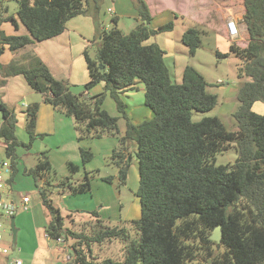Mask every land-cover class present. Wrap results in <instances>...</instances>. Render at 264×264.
<instances>
[{
    "label": "trees",
    "instance_id": "obj_1",
    "mask_svg": "<svg viewBox=\"0 0 264 264\" xmlns=\"http://www.w3.org/2000/svg\"><path fill=\"white\" fill-rule=\"evenodd\" d=\"M16 1L19 9L15 16L0 0V59L6 49L17 54L61 35L67 22L79 15L92 17L99 48L95 59L89 49L84 52L90 80L81 93H76L68 81L55 78L32 54L15 58L7 66L0 63V87L5 85L6 78L23 75L29 86L42 95L45 104L86 124L79 142L91 135L101 137L106 131L119 133V117L111 116L103 108L107 93L118 112L126 117L127 105L121 96L134 91L137 83L142 82L145 105L153 112L150 120L128 124L122 149L115 152L121 179L126 181L132 155L126 157L125 151L128 143L136 147L137 196L141 204V218L135 223L137 240H130L124 227L105 226L97 212L91 213L96 224L89 226V235L71 233L47 192L43 187L39 189L51 213L46 227L48 236L56 240L71 235L76 240L71 247V264H191L198 260H211V264H264V113L254 110L256 103L264 104V0H244L243 21L249 43L246 48L234 42L230 45V54L243 62L240 76L248 79L237 95L236 131H229L218 117L193 121L195 112L213 110L218 97L207 93V81L193 67L185 68L181 84L174 82L165 50L147 42L157 34L172 32L175 25L169 22L153 28V18L144 0H132L141 22L129 33L116 26L111 30L102 28L100 0ZM114 22L118 23V17ZM5 23L16 30L21 24L28 34L7 35L2 29ZM182 43L195 56L201 45L199 29L189 28ZM217 54L221 58L229 55ZM101 83L105 92L89 96V91ZM39 109L40 105L34 103L26 110V131L31 140L36 135ZM0 111V138L5 141L6 155L11 160L12 184L19 171L18 119L1 101ZM232 147L238 153L237 162L215 166L216 156ZM80 152L86 166L92 160V151L81 146ZM69 168L76 171L79 166L69 162ZM52 169L49 157L44 155L29 174L36 179L45 178ZM88 174L81 184L64 180L61 189L74 196L90 192ZM218 226L223 231L219 248L210 239ZM116 239L127 243L123 262H97L94 257L89 258L85 249L88 241L103 243Z\"/></svg>",
    "mask_w": 264,
    "mask_h": 264
},
{
    "label": "rangeland",
    "instance_id": "obj_2",
    "mask_svg": "<svg viewBox=\"0 0 264 264\" xmlns=\"http://www.w3.org/2000/svg\"><path fill=\"white\" fill-rule=\"evenodd\" d=\"M116 1L118 0H109L110 3ZM144 1L148 8L153 10L152 14L150 12L153 18L151 22L153 28L157 29L159 26L169 22H173L175 25L172 33H160L150 39L152 43L159 45L166 51V62L170 68L174 82L181 84L185 68L187 66L193 67L207 81V93L218 97V103L213 110L208 112H195L193 121L199 122L206 117H218L223 121L229 131H236L238 127L234 114L239 107L237 95L240 86L248 79L240 76V69L243 66L242 60L234 54H230L231 43L241 44V37L239 40L233 41L228 34H225L226 36L224 37L219 34V29H217V8L215 7L217 3L212 0ZM100 2L102 3V0ZM3 4L9 8V14L11 15H15L14 13L19 9L16 0H3ZM229 4L235 6L236 12L239 13L241 10V1L237 2V0H233ZM116 5L119 9L117 15L119 18L118 23L115 24L113 14L107 13L104 16L102 12V28L111 30L116 26L124 33H129L141 22L138 19L137 9L132 0H119ZM4 27L6 29L7 27L13 28L10 24H5ZM191 27L199 29L201 38V45L195 56H191L189 49L182 43V36ZM26 33L27 31L25 30L24 34ZM96 42L89 49V54L93 59L97 57L99 48L98 39H96ZM218 52L222 54L229 53V55L226 58H221L218 56ZM36 54L35 57H38ZM8 57L7 55L3 57L2 63L5 66L11 64L14 60L12 59L8 62ZM44 64L49 67L46 63ZM28 65L25 64L24 66L28 67ZM12 77L6 78V81ZM58 80H61V78ZM21 83L20 80H15L11 82V87L9 86L7 90L0 92V101L15 112L18 118L16 134L21 143L16 151L20 173L16 177V183L12 193L6 189L7 187L2 189L4 199L7 201H16L17 213L20 214L23 211L18 194L21 192L22 194L28 193L32 200L29 210L35 212L40 219L45 218L47 221L46 224L48 225L51 218L50 210L44 204L40 192L34 186L32 180L34 176L29 174V171L36 168L42 157L46 155L52 159L53 169L49 175L45 176V183H42L41 178L37 176V185L40 186L42 183V187L47 192L49 199L60 210L62 216L65 218L64 223L66 229H69L71 233H85L89 235L88 233L91 231L89 226L91 224L95 225L96 221L93 217L81 215L80 213L84 210H94V212L99 213V218L105 226L124 227L128 230L130 240H137L139 232L135 223L141 218V204L137 196L139 189V163L135 153L136 147L128 143V150L125 151L126 157L132 155L126 181L121 179L120 169L117 165L119 157L115 156V152L122 149L121 141L128 124L139 125L153 118L152 110L145 105L144 84L138 82L130 98L121 96V99L127 105L126 117L118 112L117 105L110 94H105L103 108L111 116L119 117V133L106 131L101 137L91 135L79 142V137L83 136V130L86 124L78 123L73 117H69L57 109L55 111L63 115L57 114L59 115V119L55 123L52 120L53 117L51 119L49 115L41 116V126L40 129H37L34 139L31 140L28 137L26 132L27 108L25 107L27 99L25 97L23 98L22 95L19 96L23 90L21 86L19 88L15 86V84L19 85ZM104 92L105 85L102 87L101 84L89 91L92 97ZM2 123L3 118L0 111V128ZM71 135H74L75 141L79 143L80 147L83 146L86 149H90L93 154L92 160L86 166L83 165L82 158L80 162L71 161L79 166V169L76 171H72L69 168L70 161H63L61 156L57 155L58 144L69 140ZM5 148V141L0 138V164L6 162L10 165L11 160L7 157ZM76 156L79 161V154ZM237 160L238 153L232 147L218 154L214 165H233ZM0 171L4 172L2 165H0ZM86 173H89L88 178L91 182L90 192L76 196L68 192L60 193L62 190L60 184L64 180L69 179L72 183L81 184L86 180ZM4 175L7 176L5 173ZM64 195H67V200L63 199ZM68 201H70L69 204L72 206L70 211L64 206V203ZM74 210H78V212ZM32 211L29 213L33 214ZM0 233L4 236L8 245L13 242L11 222L6 221ZM68 241L71 246L76 243V240L71 235L68 236ZM126 246L127 243L119 239L113 240L112 242L105 241L103 243L88 241L85 249L89 253V258L92 256L97 262L113 260L121 263L125 259ZM71 251L73 250L70 248V254H72ZM200 262L202 264H211L212 261L209 260L206 262V260H198L191 264H200Z\"/></svg>",
    "mask_w": 264,
    "mask_h": 264
},
{
    "label": "crops",
    "instance_id": "obj_3",
    "mask_svg": "<svg viewBox=\"0 0 264 264\" xmlns=\"http://www.w3.org/2000/svg\"><path fill=\"white\" fill-rule=\"evenodd\" d=\"M118 1L114 3L113 2L110 3L109 0H102L101 10L99 12V19L101 21H102V12L104 13V16L107 13H111L114 15V17H117L119 9L116 4ZM212 1L217 3V6L215 7L217 8V29H219V34H221L223 37L226 36L225 34H228L227 22L229 19H234L239 28V32H240L239 37H241L240 41H242V43L241 44L239 43L238 46H240L241 48H246L249 43V34H248V28L243 21V17L245 14L244 0H237V2L239 1L242 2L241 10L240 11L238 10L239 13L236 12L235 6L229 4L232 3L233 0H219V1L212 0ZM149 11L152 14L153 10L149 8ZM16 13L17 11L14 14L16 15ZM5 24H10V23H5ZM5 24H3L2 29L5 31L7 35H26L28 33L27 32L26 34H24L26 29L21 24L19 25L18 30H16L11 24L10 25L13 28L11 29L10 27H7L6 29L4 27ZM172 32H166V33H172ZM96 43L97 42H96L95 24L92 17L88 15H79L69 20L66 24L65 31L61 35L55 38L40 42L32 46L31 49H25L17 54H13L9 49H6L4 55L0 59V63L2 65H5L2 63L3 57L5 55H7V57L9 56L8 57V62H9L12 59L18 57L19 58L24 57L27 54L35 55L37 53L36 55L44 63L49 65L50 68L49 67L48 68L51 70L53 75L57 77V79L61 78V80H67L73 87H75L74 89L76 93H81L83 91V86L87 84L90 80L89 71L87 68V64L85 62L84 52L86 49H90L91 46ZM151 43H152L151 40L147 42V44H151ZM15 80H20L22 82L19 85L15 84V86H17L18 88L21 86V88L23 89L19 96L22 95L23 98L25 97L27 99V102L25 103V107L27 108L28 105L34 103H38L40 105L36 131L37 129H40L41 116L49 115L51 119L53 117L52 120L54 121V123L56 122V120L59 119L58 117L59 115L57 114H62V113L59 112L57 113L53 107H51L48 104H45L43 102L42 95L34 91L29 86L27 80L23 75L9 78L6 81L5 85L3 87H0V92L7 90L11 82H14ZM101 85L102 87H104L103 83H101ZM133 92L134 91H130L124 94L123 96L130 98ZM89 96H91L90 93ZM261 104H262L261 102H258L254 106V110L256 112L261 111L258 113H264V104L262 105ZM28 137L30 138L29 135ZM57 148H58L57 155L61 156V159L63 161L80 162L81 160L80 146L79 143L75 141L74 135H71L69 140L63 141L60 144H58ZM78 154L80 157L79 161L76 158L77 157L76 155ZM49 160L51 161V163H53L50 157ZM9 166L11 172L7 176L3 187L0 188V201L1 200L4 201L9 208L12 207L14 209V215H12L10 218H7L4 212V208L1 207L0 222L4 226L6 221L11 222V219L15 218V228L17 229V234H16L15 247H14V242L8 245V243L4 239V236L2 235L3 239L2 241H0V247L7 248L9 250V253L7 254L0 253V264H14L15 260H21L22 264H71L72 254L69 253V250L72 246L69 244L68 238L66 236H63L64 243L62 244L61 246L62 248H61L59 247V244L56 242V240H52L48 236L46 231V227H47L46 219L45 218L40 219L35 212L29 210V206L32 200L28 193L22 194L21 192L18 194L19 201L23 211L20 214L17 213L18 208L16 201L14 200L7 201L4 199V192L2 191V189L7 187L6 189H8L10 193H12L13 187L15 186L16 183L15 182L16 177L20 173L19 163H18L19 171L14 181H12V184H10L9 180L12 176L13 170L11 169V165ZM32 178L36 190L38 189L39 191V189L42 187V183H45L46 178H41L42 183L40 184V186L37 185V179L35 177ZM60 193H64V191L61 190ZM27 195L30 198V202L25 205L23 203V197ZM63 199L67 200L68 199L67 195H64ZM69 202L70 201L64 203V206L68 211H70V208L72 207L69 204ZM30 211H32L33 214H30L29 213ZM74 211L78 212V210H74ZM93 212L94 210L91 211L84 210L80 214L93 217L91 214ZM1 229L2 228H0V230ZM67 257H70L71 259L68 260Z\"/></svg>",
    "mask_w": 264,
    "mask_h": 264
},
{
    "label": "built area",
    "instance_id": "obj_4",
    "mask_svg": "<svg viewBox=\"0 0 264 264\" xmlns=\"http://www.w3.org/2000/svg\"><path fill=\"white\" fill-rule=\"evenodd\" d=\"M227 29H228V34H229V37L231 40L236 41L240 38L239 37L240 36L239 28H238V25L234 19L228 20ZM0 165H2V168L4 169V172L0 171V188H1L5 184L6 178L10 174L11 170H10V166L8 163H3ZM4 173L7 176H5ZM29 202H30L29 196L28 195L24 196L23 197V203L26 205ZM1 207L4 208V212H5V215L7 216V218H10L12 215H14V209L12 207L9 208L5 204V202L2 200L0 201V208ZM2 227H3V225L0 222V228H2ZM2 239H3V236L0 234V241H2ZM56 242L59 244V247H61L62 244L64 243V237L56 239ZM0 253L7 254V253H9V250L7 248L0 247ZM67 259L70 260L71 258L67 257ZM14 264H22V261L21 260H15Z\"/></svg>",
    "mask_w": 264,
    "mask_h": 264
},
{
    "label": "water",
    "instance_id": "obj_5",
    "mask_svg": "<svg viewBox=\"0 0 264 264\" xmlns=\"http://www.w3.org/2000/svg\"><path fill=\"white\" fill-rule=\"evenodd\" d=\"M11 229L13 233V238H14L13 242L15 247L16 234H17V229L15 228V218L11 219ZM222 236H223V231L221 226L216 227L212 235L210 236V239L218 244V248L220 247Z\"/></svg>",
    "mask_w": 264,
    "mask_h": 264
}]
</instances>
